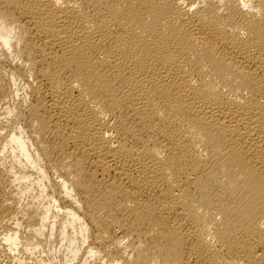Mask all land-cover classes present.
<instances>
[{
    "label": "bare ground",
    "instance_id": "obj_1",
    "mask_svg": "<svg viewBox=\"0 0 264 264\" xmlns=\"http://www.w3.org/2000/svg\"><path fill=\"white\" fill-rule=\"evenodd\" d=\"M0 264H264V0H0Z\"/></svg>",
    "mask_w": 264,
    "mask_h": 264
}]
</instances>
